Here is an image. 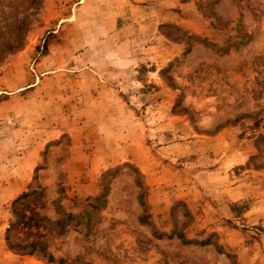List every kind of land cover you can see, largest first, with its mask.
<instances>
[{
    "label": "rangeland",
    "instance_id": "374dc122",
    "mask_svg": "<svg viewBox=\"0 0 264 264\" xmlns=\"http://www.w3.org/2000/svg\"><path fill=\"white\" fill-rule=\"evenodd\" d=\"M254 8L0 0V264H264Z\"/></svg>",
    "mask_w": 264,
    "mask_h": 264
},
{
    "label": "trees",
    "instance_id": "16d2710c",
    "mask_svg": "<svg viewBox=\"0 0 264 264\" xmlns=\"http://www.w3.org/2000/svg\"><path fill=\"white\" fill-rule=\"evenodd\" d=\"M249 2H251L255 5V8H254V15L255 16H257V15L259 16L262 13H264V9H263L264 8V0H246V5H248ZM21 46H22V42H18V43L12 44L9 47H10L11 51H17L21 48ZM112 172H114V171L109 170L102 175L101 182L103 183V186H102L103 189L105 188V185L107 183V180H105V178ZM104 195H105V193H102L99 197H96L93 199V202L95 203L96 207H99L100 205H102V203L104 202V200H103ZM140 198H141L140 195H138V197H137L138 204L140 207H142L143 203L141 202ZM89 207L93 208L94 205H92V206L89 205ZM80 217H81L80 215L79 216H71V215L67 214V215H65V220H63V223H67L68 220H75L77 218L79 219ZM194 243H196V242H194ZM197 244L203 245V244H206V242L200 241V242H197Z\"/></svg>",
    "mask_w": 264,
    "mask_h": 264
}]
</instances>
